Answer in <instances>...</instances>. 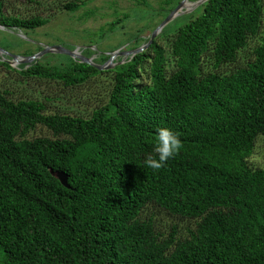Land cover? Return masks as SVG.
Returning a JSON list of instances; mask_svg holds the SVG:
<instances>
[{"label": "trees", "instance_id": "16d2710c", "mask_svg": "<svg viewBox=\"0 0 264 264\" xmlns=\"http://www.w3.org/2000/svg\"><path fill=\"white\" fill-rule=\"evenodd\" d=\"M179 1L162 0L168 12ZM262 12L260 0H207L107 69L0 60L68 90L106 81L85 115L0 89V264H264V166L248 162L264 136V31L237 63ZM47 22L6 14L0 0V26ZM37 126L49 134L29 137ZM162 127L182 148L153 170Z\"/></svg>", "mask_w": 264, "mask_h": 264}, {"label": "rangeland", "instance_id": "374dc122", "mask_svg": "<svg viewBox=\"0 0 264 264\" xmlns=\"http://www.w3.org/2000/svg\"><path fill=\"white\" fill-rule=\"evenodd\" d=\"M67 1L69 0H3L6 14L44 15L48 17V22L33 30H0V48L10 54L29 56L31 52H42L43 47L56 46L65 50L76 49L92 60L99 55H111L114 52L111 50L118 48L115 50L113 62L124 61L130 55L122 52L133 49L134 43L139 39H149L151 28L162 22L171 11L168 12L169 7L163 5L162 0H148L144 4H138L137 0H77L79 7L71 12L61 8ZM195 1L188 0L187 4ZM260 1L263 8L260 32L255 37L248 38L247 45L239 53L238 64L251 57V50L259 41L260 33L264 31V0ZM197 8L174 17L166 26L174 29L183 23L181 16L193 13ZM116 19H122V22H118L115 28L110 30V23ZM143 41L139 40L137 44L140 46L144 44ZM90 53L93 54L88 56ZM71 59L73 58L61 52H45L38 61L67 65ZM0 60L8 63V58L1 53ZM94 62L100 63L95 60ZM99 80L101 81L97 85L90 82L78 91L68 90L63 88L60 82L35 77L24 79L20 74L0 66V89L9 91L13 99L35 98L45 101L49 111H63L73 115H85L101 103L104 95L101 88H104L106 81L103 77ZM48 134L45 128L37 126L28 136ZM248 162L253 167L264 166V136L257 138ZM160 220L165 222L163 217H160Z\"/></svg>", "mask_w": 264, "mask_h": 264}, {"label": "water", "instance_id": "95a60500", "mask_svg": "<svg viewBox=\"0 0 264 264\" xmlns=\"http://www.w3.org/2000/svg\"><path fill=\"white\" fill-rule=\"evenodd\" d=\"M205 1L207 0H196L195 2L191 3V4H187L188 0H180V2H178L177 6L175 8H173L168 15L164 18V20L162 22H160L150 33L149 39L146 43L128 50V51H124L122 53L126 54V55H130V57H132L133 55L143 51L144 49H146L148 47V45L153 41V39L155 38V36L162 30V28H164L166 26V24L173 19L174 17L181 15L183 13L186 12H190L191 10L197 8L199 5L203 4ZM188 7V8H187ZM0 30H9L7 28H5L4 26H0ZM45 52H61L64 54H67L68 56L72 57L73 59H76L78 61L87 63L91 66H94L95 68L101 70V69H107L110 68L112 65L116 64L113 62V58L115 56V51L112 52V54L109 56L108 60L102 64H97L94 63L92 61L91 57H86L82 54H80L76 49L74 50H65L62 49L60 47H56V46H52V47H43L42 52L40 53H36V54H31L29 56H19L16 54H10L8 52H6L4 49L0 48V53L4 54L7 58H8V63L12 66V65H21V64H30L32 62H35L36 60H38ZM4 61L5 58H3ZM121 63V62H120Z\"/></svg>", "mask_w": 264, "mask_h": 264}, {"label": "clouds", "instance_id": "9594fccd", "mask_svg": "<svg viewBox=\"0 0 264 264\" xmlns=\"http://www.w3.org/2000/svg\"><path fill=\"white\" fill-rule=\"evenodd\" d=\"M182 148V141L175 131L168 128H158L154 151L157 158H148L145 165L153 170L162 168L166 161L174 157Z\"/></svg>", "mask_w": 264, "mask_h": 264}]
</instances>
